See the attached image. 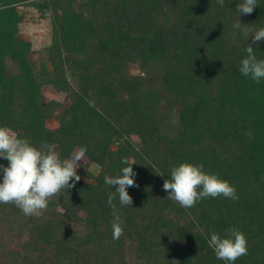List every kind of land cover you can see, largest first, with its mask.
Segmentation results:
<instances>
[{
  "label": "trees",
  "instance_id": "16d2710c",
  "mask_svg": "<svg viewBox=\"0 0 264 264\" xmlns=\"http://www.w3.org/2000/svg\"><path fill=\"white\" fill-rule=\"evenodd\" d=\"M242 2L0 0V126L37 148L55 144L61 159L87 148L76 187L40 215L0 204V264H225L207 240L232 227L248 241L235 264H264V79L239 71L264 0L247 16ZM27 10L50 19L39 61L21 32ZM252 47L264 60V41ZM47 88L64 99L47 101ZM123 158L138 187L131 206L114 200L124 229L114 240L107 197L118 186L104 177ZM182 163L203 164L238 200L185 209L167 199L164 181Z\"/></svg>",
  "mask_w": 264,
  "mask_h": 264
},
{
  "label": "clouds",
  "instance_id": "9594fccd",
  "mask_svg": "<svg viewBox=\"0 0 264 264\" xmlns=\"http://www.w3.org/2000/svg\"><path fill=\"white\" fill-rule=\"evenodd\" d=\"M223 6L224 0H217ZM257 0H243L238 4V13L244 16L253 13ZM240 28L241 22L233 25ZM244 35H248L245 28ZM264 41V28H259L252 36L251 43L245 49L246 58L240 62L239 71L245 77H250L256 83L264 79V60H258L252 45ZM86 147H80L70 158L61 159L55 144L42 142L40 148L33 146L28 139L19 138L17 133L7 126H0V158L7 160L8 165L0 164L3 181L0 183V204H14L25 216L40 215L48 208L49 200L58 196L62 190L76 187L81 177L77 174L79 161L83 160ZM123 167L117 176L105 175L104 182L112 189L107 197V204L112 209V238L119 240L124 234L120 208L114 203L119 198L120 207L131 206L133 198L128 188L138 187L133 179L136 173L128 158H123ZM203 164L182 163L171 169V178L166 179L163 190L168 193L167 199L175 201L181 207L190 209L198 201L205 198L223 197L238 200L234 186L217 175L203 171ZM159 176L163 177V174ZM208 246L214 251L218 260L225 264H235V261L248 255V241L245 234L235 227L225 230V236L213 232L207 240Z\"/></svg>",
  "mask_w": 264,
  "mask_h": 264
},
{
  "label": "rangeland",
  "instance_id": "374dc122",
  "mask_svg": "<svg viewBox=\"0 0 264 264\" xmlns=\"http://www.w3.org/2000/svg\"><path fill=\"white\" fill-rule=\"evenodd\" d=\"M21 32L25 38L33 43V47L36 51L34 59L39 61L40 56L43 52L44 47L48 46L51 41V24L50 19H43L37 12L27 10L26 20L21 25ZM44 95L47 101L50 100H63L64 95H58L51 89L47 88L44 90ZM57 124L55 122H50L49 127L55 128ZM85 162V158L81 160ZM91 171L97 174L99 172L98 167L93 166Z\"/></svg>",
  "mask_w": 264,
  "mask_h": 264
}]
</instances>
